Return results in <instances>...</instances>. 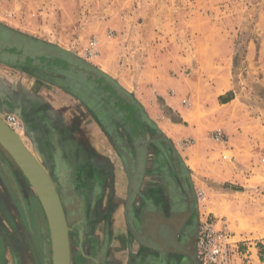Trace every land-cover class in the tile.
Here are the masks:
<instances>
[{
	"label": "crops",
	"instance_id": "0c3cea01",
	"mask_svg": "<svg viewBox=\"0 0 264 264\" xmlns=\"http://www.w3.org/2000/svg\"><path fill=\"white\" fill-rule=\"evenodd\" d=\"M138 25L144 31L129 41L126 34L117 49L108 48L111 38L98 37V53L91 57L26 35L27 44L32 38L46 46L37 56L25 46L23 55L8 53L18 60H0V116L19 120L17 133L58 192L64 189L73 219H84L73 263L187 264L192 243L186 220L193 200L199 211L205 195L207 213L226 217L241 242L258 240L259 260L264 256V193L256 191L264 182V36L253 50L251 39L245 47L257 75L251 96L244 98L231 76L235 33L224 35L221 18L196 10L181 19L152 17ZM110 86L124 93L125 103L107 92ZM213 130L224 131L227 140L215 141ZM185 138L191 142L179 145ZM141 139L145 160L130 195ZM6 166L0 201L10 194L4 182L15 180ZM76 190L86 207L74 204ZM247 249L253 263L257 247Z\"/></svg>",
	"mask_w": 264,
	"mask_h": 264
},
{
	"label": "rangeland",
	"instance_id": "374dc122",
	"mask_svg": "<svg viewBox=\"0 0 264 264\" xmlns=\"http://www.w3.org/2000/svg\"><path fill=\"white\" fill-rule=\"evenodd\" d=\"M196 10H200L203 15L221 18L224 35L230 36L235 33V54L231 65V76L239 87L241 96L250 97V87L255 82L257 74L248 66L245 47L251 39V50H253L254 44L257 47L264 36V0H0V23L19 31L21 35H31L54 42L59 47L84 58L85 49L91 38L96 40L98 37L111 38L114 40L113 46L110 45L108 48L117 49L119 40L123 41L126 34L128 35L126 41H129V38L136 37L138 32L144 31L138 24L146 19L168 16L181 19L190 14L194 15ZM3 33L1 36L6 39ZM219 40L220 38L217 47H222ZM117 58L118 55L115 59ZM207 68L212 72L217 71L215 65L211 63H207ZM6 115L2 116L5 118ZM4 165L9 166L12 176L15 177V195L22 214L19 215V212H17L19 216L16 212L9 214L7 205L0 203V264H51V240L45 213L23 172L0 145L2 184L3 180L7 179V166L4 171L2 168ZM261 170L263 172L264 168ZM23 182L27 191L31 189L39 210L42 211V224L38 222L39 215L36 216L35 210L33 219L28 216L23 191L18 186ZM205 186L207 187V183H204ZM256 191L264 193V182L256 184ZM204 197L205 199L199 201V216L207 213L209 209L205 207L207 198L206 195ZM12 211H15L14 204ZM15 221L21 225L13 227ZM226 221L228 223V220ZM68 227L71 253L79 247L76 219H71ZM240 235L247 236V234ZM83 238L84 232L81 244ZM251 238L252 244L239 243L242 254L239 257L234 256L231 264H264L263 255H259V260L256 258L262 250L258 251V240L253 236ZM8 243L11 244V248L8 247ZM248 247H257L253 263L252 252L247 249Z\"/></svg>",
	"mask_w": 264,
	"mask_h": 264
},
{
	"label": "water",
	"instance_id": "95a60500",
	"mask_svg": "<svg viewBox=\"0 0 264 264\" xmlns=\"http://www.w3.org/2000/svg\"><path fill=\"white\" fill-rule=\"evenodd\" d=\"M3 37L6 38L7 35L5 34ZM9 47L10 46H8V48ZM11 48L16 49V52L14 53L16 55H19L20 53L23 55L25 53V48L21 49L16 46H11ZM12 55L13 54H8L3 49L0 50V60H5L7 62L19 59L18 57H14ZM101 85H103V83H101ZM107 92H112L114 98L120 99L123 103L126 102V97L122 91L110 86V91L108 90ZM145 143L146 141L141 139L137 148L135 156V171L132 177L130 195L135 191L142 174L145 160ZM0 145L7 151L13 161L23 172L42 206L50 233L51 264H70L68 224L73 217L71 213H69L67 217L64 214L63 201H65V199L62 192L64 189L61 190L60 188V191L58 192L56 185L47 170L34 153L25 145L20 135L11 129L1 116ZM125 157L128 159V162H130L129 157L127 155H125ZM76 221L78 228V243L79 246H81V238L84 228L82 223L84 222V219L80 217L78 220L76 219ZM196 234L197 232L195 233L194 243L191 245L192 249L189 250V256L192 264H199L196 254Z\"/></svg>",
	"mask_w": 264,
	"mask_h": 264
},
{
	"label": "built area",
	"instance_id": "2783aa9c",
	"mask_svg": "<svg viewBox=\"0 0 264 264\" xmlns=\"http://www.w3.org/2000/svg\"><path fill=\"white\" fill-rule=\"evenodd\" d=\"M98 53L97 40L91 38L84 54L91 57ZM4 121L7 125L18 132L20 122L14 115H6ZM210 136L215 141H226L227 135L222 130H213ZM191 142L189 138L182 139L179 145H187ZM225 157V156H223ZM196 254L201 264H231L234 256H239L241 239L228 226L224 217L205 213L200 216L196 228Z\"/></svg>",
	"mask_w": 264,
	"mask_h": 264
},
{
	"label": "flooded vegetation",
	"instance_id": "af4514ba",
	"mask_svg": "<svg viewBox=\"0 0 264 264\" xmlns=\"http://www.w3.org/2000/svg\"><path fill=\"white\" fill-rule=\"evenodd\" d=\"M2 32H5L7 33V38L6 39H3L1 34ZM28 37L26 35H21L20 33H18L17 31H14V30H11L10 28L6 27V26H3L2 24H0V50H4L5 52L7 53H15L16 52V49L15 48H8V45H15L16 47H19V48H24L25 46H27V52L30 54V55H34V56H37L38 53H39V50L40 49H43V47L46 46V44L42 43L41 41H38V40H35V39H32V38H29V43L27 44V39ZM15 178V177H14ZM15 181V183H14ZM12 181L10 179V182H5V186L7 188V191H9L10 194H8V199L6 201H0V203H3L4 205H7L6 208L9 212V214H11L12 212H19V215L22 214L21 210H20V207H19V204H18V201L16 200V190H15V187L13 186L14 184H16V180ZM19 188L23 191V199H24V203H25V206H26V211L28 213V216H31L30 218L33 219V213H34V210H35V214L36 216L39 215V218H38V222L42 224V211L39 210V206L37 204V201H36V198L34 197V195L31 193V191H27L25 188L26 185L25 183L23 182L22 184H18ZM6 191V192H7ZM6 196H7V193H6ZM80 196L81 194L76 190L74 192V197L75 199L73 200L74 204L75 205H78L80 204V201L83 203V208L86 207V203H87V200H80ZM17 202V203H16ZM195 203V206L192 205L191 206V214L190 216L187 218L186 220V227H185V235L186 237L189 239V241L193 244L194 243V239H195V233H196V228H197V224L199 222V219H200V216H199V213H198V208L196 206V198L193 200V203ZM13 204H14V210L15 211H12L13 210ZM189 204L187 203V208L186 210H190L189 209ZM19 208V210H18ZM17 210V211H16ZM63 210L65 212L66 215H68L69 211H71L72 213L75 214V209L72 207L71 205V202H70V199L67 198L65 199V201H63ZM79 212L82 210V207H79ZM18 215V213H17ZM18 215V216H19ZM35 216V215H34ZM15 217H17L15 215ZM20 223L21 222V219H20ZM20 223H18V221H15V224L13 225V227L16 225H21ZM31 225V224H30ZM170 228V226L168 227ZM167 234H169V232H167ZM77 251V250H76ZM76 251H73L70 253V264H74L75 262V255H76ZM187 261V260H186ZM74 262V263H73ZM191 262L190 261H187V264H192L189 263ZM177 263V260H174L170 263H165V264H176ZM200 264V262H199Z\"/></svg>",
	"mask_w": 264,
	"mask_h": 264
}]
</instances>
